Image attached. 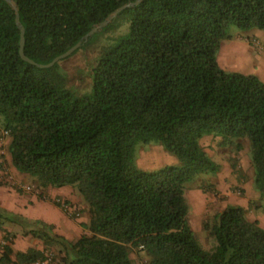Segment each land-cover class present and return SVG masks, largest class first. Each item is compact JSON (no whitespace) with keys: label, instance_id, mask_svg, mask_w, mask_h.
Wrapping results in <instances>:
<instances>
[{"label":"trees","instance_id":"trees-1","mask_svg":"<svg viewBox=\"0 0 264 264\" xmlns=\"http://www.w3.org/2000/svg\"><path fill=\"white\" fill-rule=\"evenodd\" d=\"M13 1L25 55L46 65L136 0ZM123 15L128 32L99 59L93 92L79 97L59 63L40 69L22 59L15 11L0 0V141L8 135L11 165L42 192L77 187L88 203L85 233L76 241L43 224L24 235L44 249L27 251H15L17 234L5 228L23 218L0 208V264H42L48 252L49 264H137L133 252L148 264H264V228L246 209L227 206L204 223L217 242L206 251L189 225L184 195L196 176L221 170L201 144L212 136L238 152L243 146L235 140L249 139L264 199V81L225 71L217 57L231 26L264 30V0H144L72 56ZM152 142L177 164L139 168L137 146Z\"/></svg>","mask_w":264,"mask_h":264},{"label":"rangeland","instance_id":"rangeland-1","mask_svg":"<svg viewBox=\"0 0 264 264\" xmlns=\"http://www.w3.org/2000/svg\"><path fill=\"white\" fill-rule=\"evenodd\" d=\"M126 19L124 15L119 17L91 45L59 63L60 72L65 76L67 87L77 96L84 97L93 92L94 68H96L105 51L112 48L117 43V39L128 32L129 26ZM228 34L229 37L223 41L221 50L217 55L221 67L227 72L255 75L264 81V30L242 31L236 26H231ZM0 130H3V117L1 115ZM7 141L9 143L10 138L4 134L3 140L0 141V159H3L1 164L6 172L7 183L13 185L15 181L10 179L9 172L11 163L6 159L7 157L10 158ZM201 144L211 159L221 166V170L216 175L201 174L196 176L191 182L185 184L184 195L189 206V225L194 227V233L199 244L206 251H211L216 247L217 242L204 229V223L206 221L211 222L227 206H240L232 200H240L245 197L243 184L247 186L246 189L249 195H253L258 190L253 176L252 147L249 139L235 140V144H242L243 146V150L240 152L236 150V145L222 147L220 139L213 137L205 138L201 141ZM175 161L177 162V159L169 154L160 143L152 142L147 145L139 143L137 146L136 164L145 171H158L166 166L175 165ZM234 164L237 166V172L233 169ZM26 186L31 188L30 194L38 196L42 194V191L38 189L37 182L28 175ZM71 188L81 198L82 204L88 206L78 188ZM249 204L250 206L247 209L249 220L253 221L256 214L264 217V199L260 202L251 200ZM256 205L262 207L256 208ZM80 209L83 213L81 207ZM25 224H28V226ZM43 224L45 223L39 221L28 223L27 220H21L18 223L6 222L5 227L11 229L15 234L21 235V237H26L24 234L30 230L43 231L46 225ZM36 240L38 239H31L33 246H35ZM31 244V242L24 239L20 240L17 249H25L30 247ZM53 251L56 252L57 249L54 248ZM48 254L51 261H53L54 254L52 252H48ZM132 258L137 264H148L144 255L140 258L133 252Z\"/></svg>","mask_w":264,"mask_h":264},{"label":"crops","instance_id":"crops-1","mask_svg":"<svg viewBox=\"0 0 264 264\" xmlns=\"http://www.w3.org/2000/svg\"><path fill=\"white\" fill-rule=\"evenodd\" d=\"M219 61V60H218ZM207 137L205 136L201 141H203ZM9 146V143L7 141ZM1 149V148H0ZM11 163V157L6 158ZM3 159H0V208L5 209L7 212L17 215L23 220H27L28 222H43L46 225L52 226L54 233L64 237L66 240L70 242L76 241L82 234L85 233L82 225L88 222V206L82 204L81 198H79L75 193V190L71 187H62V188H48L45 192H42V195L38 196L35 194L25 193L22 190L23 186L27 184V175L18 172L12 165L10 168V175L14 179L15 183L11 185L7 183L6 172L1 164ZM177 164V162L175 161ZM254 176V171H253ZM18 182V183H17ZM20 184V185H19ZM245 190V197L243 199L237 200L234 199L232 201L236 202L235 204H239L244 209H248L250 206V201L260 202L262 200L259 192L254 193L253 195H249L247 191V186L245 184L242 185ZM19 187V188H17ZM18 190V191H17ZM46 198V199H44ZM56 199L65 200L80 209L83 210L82 216L79 219H71L65 213L57 207L53 201ZM247 204V205H246ZM256 208H260L262 206H255ZM81 210V209H80ZM253 221H258L261 227L264 226V217L256 214L255 219ZM6 228V227H5ZM194 231V227H191ZM264 228V227H263ZM9 232H12L11 229L6 228ZM15 233V232H12ZM3 236L4 233L0 231V247L3 244ZM29 241L32 244L30 247L25 249L19 248L17 249V244L20 240ZM32 236L28 235L26 237H21V235L17 234L14 239V249L17 251H27L29 248L36 247L39 250L44 249V245L42 241L36 240L35 246H33V242L31 241ZM15 250V251H16Z\"/></svg>","mask_w":264,"mask_h":264},{"label":"water","instance_id":"water-1","mask_svg":"<svg viewBox=\"0 0 264 264\" xmlns=\"http://www.w3.org/2000/svg\"><path fill=\"white\" fill-rule=\"evenodd\" d=\"M11 7L13 8V10L15 11V15H16V24L19 28L20 31V55L22 57V59L28 63H30L31 65L37 66L40 69H49V68H53L55 65H57L58 63H60L61 61L71 57L77 50L81 49L82 46L89 42V40H91L96 34L100 33L102 30H104L106 27H108L110 24H112V22L127 8L130 7H134L136 5H139L140 3H142L144 0H136L135 2H131L128 5H125L124 7H121L119 9H117L115 12H113L104 22L94 26L92 28V30L73 48H71L69 51H67L65 54H62L60 56H58L57 58H55L51 63L46 64V65H42V64H37L35 63L33 60L29 59L25 53H24V48H25V28L22 25L21 21H20V14H19V9L17 4L13 1V0H6Z\"/></svg>","mask_w":264,"mask_h":264},{"label":"built area","instance_id":"built-area-1","mask_svg":"<svg viewBox=\"0 0 264 264\" xmlns=\"http://www.w3.org/2000/svg\"><path fill=\"white\" fill-rule=\"evenodd\" d=\"M10 179L12 180L13 178L11 177ZM22 189L27 193H30L32 191L29 186H23ZM44 199H46V198H44ZM53 202H55L60 207V209L65 213V215H67L69 218H71V219L81 218L82 212L75 205H73V204H71L65 200H62V199H56ZM47 257H48V261L44 262L42 264H49V262H51V257L48 253H47Z\"/></svg>","mask_w":264,"mask_h":264}]
</instances>
